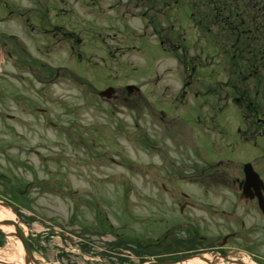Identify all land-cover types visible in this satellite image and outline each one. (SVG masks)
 <instances>
[{"label": "rangeland", "instance_id": "374dc122", "mask_svg": "<svg viewBox=\"0 0 264 264\" xmlns=\"http://www.w3.org/2000/svg\"><path fill=\"white\" fill-rule=\"evenodd\" d=\"M208 5L0 0V224H22L43 264H264V236L258 252L222 243L235 189H197L215 182L204 164L227 183L252 158L264 169V40H226L197 20ZM7 226L0 260L23 262Z\"/></svg>", "mask_w": 264, "mask_h": 264}, {"label": "flooded vegetation", "instance_id": "af4514ba", "mask_svg": "<svg viewBox=\"0 0 264 264\" xmlns=\"http://www.w3.org/2000/svg\"><path fill=\"white\" fill-rule=\"evenodd\" d=\"M239 171V170H238ZM235 172V178L231 181V183H227V179L231 178V175L226 174L225 176H217L215 173H208L209 178L215 179V182H210L208 186H204V184H199L200 190H205L208 188H214V190L217 191V189H223V187L227 186L229 190H234L237 192V194L233 197L234 202L232 203V209L230 211L225 210L224 212L227 213L230 216V219L238 222L239 227H233V230L228 232L224 238H222V243L224 245V248L232 250L234 246H232L231 241L236 240L241 245L239 247L246 249H253L254 251H262V245L259 243L258 240H261L264 236V207L261 208L260 206V200L264 201V178H263V186L260 184L259 181L256 180H249L246 177V174L244 172ZM242 171V169H241ZM243 173V174H242ZM222 177H225L224 182H219V180H224ZM204 183V182H202ZM212 183L214 186H212ZM235 184L232 187H229L228 185ZM185 195L183 194V197ZM223 198V197H222ZM187 206V205H186ZM212 207V206H211ZM239 211L237 212L236 210ZM182 210V207H181ZM241 210V212H240ZM245 218V219H244ZM247 219V220H246ZM252 220V222L250 221ZM257 224L258 227H262V229L257 230L260 233L258 235H255V227ZM254 232V233H253ZM195 234H189L187 237V240L189 237L193 238ZM252 235L255 239H250L249 236ZM205 238V237H204ZM203 238V239H204ZM213 237H210V241L206 242V247H214V243L212 244ZM186 243V241H183ZM203 242H205L203 240ZM193 246V244H191ZM197 245V244H196ZM238 246V245H237Z\"/></svg>", "mask_w": 264, "mask_h": 264}, {"label": "trees", "instance_id": "16d2710c", "mask_svg": "<svg viewBox=\"0 0 264 264\" xmlns=\"http://www.w3.org/2000/svg\"><path fill=\"white\" fill-rule=\"evenodd\" d=\"M206 0H201V3ZM208 9L202 10L201 18L213 27L222 25L223 30H232L231 40H264V0H208ZM252 6L253 8H250ZM250 29L254 30L256 36H248ZM238 43H240L238 41ZM242 51V48H240ZM262 52L253 54L258 60L264 57ZM253 53V52H252ZM260 55V56H259ZM253 61V60H252ZM259 64V65H258ZM252 63L251 69H260L264 72V58ZM261 72V74H262Z\"/></svg>", "mask_w": 264, "mask_h": 264}, {"label": "bare ground", "instance_id": "6f19581e", "mask_svg": "<svg viewBox=\"0 0 264 264\" xmlns=\"http://www.w3.org/2000/svg\"><path fill=\"white\" fill-rule=\"evenodd\" d=\"M14 218V215L11 213L10 210H7V209H0V219H13ZM0 228L4 231H7L9 230V226L7 225H0ZM15 245L17 246V248L19 249V251L21 250V243L19 241H14ZM17 249V250H18ZM10 260L8 261H11L13 259V257L11 256L9 258ZM20 264H23V262H20L18 261ZM31 264H34V263H31ZM191 264H211V261L208 259V258H205V257H195L191 259ZM219 264H225V263H219Z\"/></svg>", "mask_w": 264, "mask_h": 264}, {"label": "water", "instance_id": "95a60500", "mask_svg": "<svg viewBox=\"0 0 264 264\" xmlns=\"http://www.w3.org/2000/svg\"><path fill=\"white\" fill-rule=\"evenodd\" d=\"M250 174H251V172H250ZM20 237H21V240H22V243H23L25 249L27 250L26 253H27L28 257H27V260H26V264H28L29 261L33 260L32 256H31V252H30V250L28 249V247L26 245V240L24 239V237L21 234H20ZM170 263L173 264V262H168V263H163V264H170ZM36 264H39V263H36Z\"/></svg>", "mask_w": 264, "mask_h": 264}]
</instances>
